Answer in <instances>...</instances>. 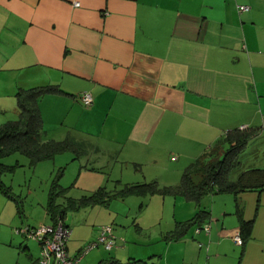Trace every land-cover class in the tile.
<instances>
[{"label": "crops", "instance_id": "0c3cea01", "mask_svg": "<svg viewBox=\"0 0 264 264\" xmlns=\"http://www.w3.org/2000/svg\"><path fill=\"white\" fill-rule=\"evenodd\" d=\"M48 85L63 93L39 101L47 139L90 149L96 162L107 163L97 162L101 168L115 160L145 180L150 173L159 187L175 186L227 131L264 128V0H0V125L18 116L17 89ZM84 92L93 97L91 107L77 98ZM53 132L59 137L51 138ZM148 196L111 197L103 205ZM158 196L157 203L173 206L174 224L165 235L198 212L182 197ZM200 209L207 214L200 226L209 222L210 233H196L195 225L200 244L183 242L185 252L206 246L209 264H230V258L264 264V191L208 195ZM46 215L48 222L23 224L53 223L47 207ZM113 216L91 225L85 217L73 229L63 219L71 230L69 255L97 238L95 224ZM242 220L253 222L252 231L237 246L231 236ZM1 222L0 264H37L38 243L20 239L15 218ZM183 238L164 242V264L169 243ZM130 250L120 245L115 255L141 260ZM104 259L97 250L78 264Z\"/></svg>", "mask_w": 264, "mask_h": 264}, {"label": "rangeland", "instance_id": "374dc122", "mask_svg": "<svg viewBox=\"0 0 264 264\" xmlns=\"http://www.w3.org/2000/svg\"><path fill=\"white\" fill-rule=\"evenodd\" d=\"M262 129L264 128L261 127V133L258 139L249 142L240 152L239 166L236 167L230 176L232 181L245 170L264 169V130ZM50 137L57 138L59 136H57L56 132H53L50 134ZM93 156L94 153L90 149L77 146L76 151L69 150L57 154L52 160L42 161L35 167L29 166L27 158L19 154H14L3 159V162L8 165H13L17 161L22 165L14 174L3 177L4 183L11 186L12 192L18 196L21 212L18 213L17 206L12 200L0 194V226L1 221L9 220L10 218H15L21 226H25L23 223H28L29 225L35 224L41 219L48 222L50 219L46 215V205L54 181H58L61 187L68 189L66 197L78 199L83 195L92 194L99 188H104L108 195H112L123 189L125 184L141 185L149 183L151 181L150 179H152L149 172L145 180L141 172H138V170L134 171L132 167L118 164L115 160L110 161V166L101 168L97 165V162L101 161L103 163L102 165H107V163L103 159L97 160L96 162L92 158ZM117 181H120L124 185L117 186ZM129 198L125 201L109 200L108 204H110L106 206L102 204L103 206L100 205V207L94 208L89 207L80 210L67 209L63 218L64 222L68 223L73 229V221L83 222L85 217H87L90 221L88 224L91 225V219L97 217L96 220L99 222L105 218V215L109 217L113 213L114 216H117V219L114 220L113 216V218L108 219V223L113 226L114 234L119 239L118 246L130 247V255L139 257L137 259L149 261V263L154 262V264H164L161 251L167 246L164 245L166 241L164 236L165 232L172 229L174 224L172 204L168 205L167 203L165 207L162 203H157V200L161 198L158 195H149L145 198ZM61 201V198L58 199V202ZM189 206L196 208L194 203H189ZM46 224L52 223L49 222ZM95 225H98L96 227H98L99 233L103 225L100 227V224ZM194 229L195 225L188 230L181 241L169 243L171 244V248L169 249V253L171 254L166 258V261L168 260L167 264H183L184 257L187 258L186 264H209L208 258L211 256V253L206 249V246H203L201 251L198 247L195 250L184 251L183 242L189 241L196 245L199 243V240L194 234ZM117 232L120 233L119 236L116 234ZM20 239H22V236ZM25 239L22 240L26 241ZM96 239L90 242H95ZM122 239L124 241H120ZM90 242L82 244L83 249ZM97 250L104 251L105 258L113 256L119 258L123 263L131 259L124 254H118L117 257L115 255L119 253L117 249L108 251L103 245H99L97 248L90 250L89 253ZM150 255L152 256L150 257ZM198 256L200 258L199 260ZM229 260L231 264V258ZM233 261L234 264H238L237 259L232 258V263Z\"/></svg>", "mask_w": 264, "mask_h": 264}, {"label": "trees", "instance_id": "16d2710c", "mask_svg": "<svg viewBox=\"0 0 264 264\" xmlns=\"http://www.w3.org/2000/svg\"><path fill=\"white\" fill-rule=\"evenodd\" d=\"M63 91L57 85L19 88L15 93L18 116L0 125V194L12 200L20 213V200L12 192V187L6 185L3 177L14 174L22 165L17 161L13 165L3 162V159L19 154L28 160V165L35 167L42 161L52 160L57 154L75 150L77 143L70 139L56 141L46 138L43 120L39 109L40 99L49 94H61ZM83 105V104H82ZM261 126L235 128L227 131L203 158L195 160L183 171L180 181L175 186L159 187L153 181L144 184H126L123 189L113 195H108L104 188H99L90 195L79 199L66 197L67 188L54 181L48 196L47 211L51 220H63L67 209L80 210L88 206L105 204L109 198L126 196H161L182 197L187 202H193L198 207L195 216L187 221L178 222L175 230L165 235L167 241H175L186 235L193 225L200 226L206 222L207 214L200 209L201 201L208 195L240 192L264 191V169H248L231 180L232 172L239 166L240 152L258 137ZM223 148H225L223 150ZM61 172V171H60ZM62 199L58 203V199ZM252 221H241L240 235L244 243L252 231ZM111 251V250H110ZM99 264H151L143 260H128L121 262L115 257H108Z\"/></svg>", "mask_w": 264, "mask_h": 264}, {"label": "built area", "instance_id": "2783aa9c", "mask_svg": "<svg viewBox=\"0 0 264 264\" xmlns=\"http://www.w3.org/2000/svg\"><path fill=\"white\" fill-rule=\"evenodd\" d=\"M79 6V3H74ZM247 6H238V11H247ZM84 107H91L93 97L89 92H84L77 97ZM203 231L205 234L210 233V223L207 222L196 228L195 232ZM15 232L22 237L34 240L38 243L40 255L37 264H78L82 258L92 249L103 245L108 251L118 249L120 246L119 239L115 236L113 226L111 224L103 225L98 233L95 242H90L75 256L68 253V242L71 237V230L64 224L63 220H57L52 224H39L37 226H20ZM231 239L237 246H242L243 241L239 231H236ZM120 241H124L123 239Z\"/></svg>", "mask_w": 264, "mask_h": 264}]
</instances>
